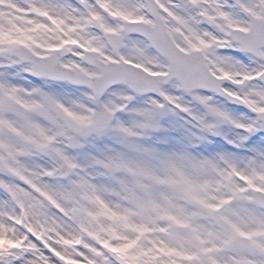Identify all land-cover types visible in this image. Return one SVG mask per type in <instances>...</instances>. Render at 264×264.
Wrapping results in <instances>:
<instances>
[{
	"label": "snow or ice",
	"instance_id": "6c2138e0",
	"mask_svg": "<svg viewBox=\"0 0 264 264\" xmlns=\"http://www.w3.org/2000/svg\"><path fill=\"white\" fill-rule=\"evenodd\" d=\"M0 264H264V0H0Z\"/></svg>",
	"mask_w": 264,
	"mask_h": 264
}]
</instances>
